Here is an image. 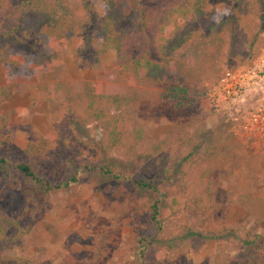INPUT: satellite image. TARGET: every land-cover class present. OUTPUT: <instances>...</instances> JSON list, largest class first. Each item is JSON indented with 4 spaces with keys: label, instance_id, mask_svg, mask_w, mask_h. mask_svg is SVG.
I'll return each mask as SVG.
<instances>
[{
    "label": "rangeland",
    "instance_id": "374dc122",
    "mask_svg": "<svg viewBox=\"0 0 264 264\" xmlns=\"http://www.w3.org/2000/svg\"><path fill=\"white\" fill-rule=\"evenodd\" d=\"M208 1L219 8L221 19L228 13L239 18V26L235 28L229 21L225 32L231 35L236 31L235 52L242 51L244 61L219 55L212 58L209 54L214 50L210 46L206 54L190 57L187 64L191 77L185 80L203 85L221 70L227 73L228 68L248 65L264 42V0ZM94 7L99 15L105 13L100 0ZM13 24L0 16V29ZM86 42L85 35L68 42L61 53L60 72L16 80V92L0 103V126L6 123L11 134L0 153L10 160L29 163L52 180L69 174L70 163L105 157L124 176L159 182L160 192L146 198L135 186L131 189L127 183L102 178L53 190L42 199L23 183L6 188L0 194V210L16 217L19 229L8 230L16 240L5 247L4 254L19 258L20 264H139L137 240L152 231L145 203L150 199L160 202L164 232L174 239L169 247L150 251L145 264H248L252 257L260 259L264 239L253 246L242 242L246 233L248 238L252 233L264 236V217L227 204L225 191L228 182L237 179L243 191L264 199V130H241L237 111L215 115L204 96L197 103L178 107L171 100L158 99L159 91L151 88L148 95L141 92L136 106L131 102L124 108L126 129L142 131L140 139L134 141V150H107L99 122L89 117L78 119L60 105L66 94L61 82H71L73 88L87 80L112 86L121 83L113 75L115 52H97L100 41ZM145 47L148 56L154 57L152 48ZM3 83L0 71V85ZM47 134L54 135L52 145L41 155L26 156L24 145ZM124 138L126 143L132 140L127 134ZM159 158L166 160V179L160 180L154 172L153 162H159ZM205 194L207 198H199ZM171 199L175 204H170ZM181 222H185L186 230L199 231L207 226L213 232L225 228L230 233L222 231L217 239H180L184 228ZM7 264L16 263L9 260Z\"/></svg>",
    "mask_w": 264,
    "mask_h": 264
},
{
    "label": "trees",
    "instance_id": "16d2710c",
    "mask_svg": "<svg viewBox=\"0 0 264 264\" xmlns=\"http://www.w3.org/2000/svg\"><path fill=\"white\" fill-rule=\"evenodd\" d=\"M95 1L0 0V16L14 22L13 26L0 29V71L4 75V83L0 85V103L16 92L17 79L60 72L63 69L61 53L68 42L75 36L85 35L88 44L100 41L97 52H115L113 75L121 83L112 86L97 80H87L80 84L78 90L71 86V82H61L66 94L60 105L78 119L89 117L99 122L107 141L105 149L123 147L125 152H131L134 150V141L140 139L142 131L135 127L126 129L124 108L131 102L136 106L142 91L148 95L152 92L149 90L154 88L159 91L158 99L161 101L168 99L178 107L188 106L197 103L206 88L225 73L221 70L208 85L186 81L185 77H191L187 64L190 57L196 59L206 54L210 46L214 50L209 54L212 58L219 55L235 58L240 63L244 61L242 51L235 52L236 31L231 35L225 32L228 30L227 22L232 21L236 28L239 18L234 19L228 13L221 19L219 8L208 0H100L106 7L103 15L96 11ZM247 20V17L243 18V21ZM145 45L152 48L154 57L148 56ZM222 47H225L223 51ZM232 69L228 68L230 71ZM125 134L132 137L128 143ZM53 138V134H47L39 137L37 142H27L23 152L26 156L41 155L52 145ZM10 139L6 123L1 124L0 152ZM187 158L184 156L185 160ZM159 159V162H153L156 167L154 172L160 180L161 177L166 179L169 172L166 160ZM69 172L61 179L52 180L39 174L29 163L10 160L0 153V194L6 188L23 183L42 199L43 195L53 190L97 178L121 181L131 189L135 186L146 194V198L151 193L160 192L159 182L153 184L143 176H124L105 157L98 161L70 163ZM236 181L232 179L228 182L225 202L239 205L256 217L263 218V197L256 195L253 198ZM207 194L199 198H207ZM175 201L171 199L169 202L175 204ZM145 203L149 209V227L152 231L137 240L139 264H145L144 258L150 251L161 246L169 247L171 239H174L164 232L160 202L146 199ZM181 224L184 228L180 239H217L221 237L222 231L225 235L230 233L225 228L213 232L207 226L199 231H191L186 230L185 222ZM10 228L19 229L16 217L0 210V264H7L9 260L20 264L19 258L4 254L5 247L16 240L15 236L8 235ZM258 239H264V236L252 233L248 238L246 233L242 244L253 246ZM260 255H263L260 259L252 257L248 264H262L264 251Z\"/></svg>",
    "mask_w": 264,
    "mask_h": 264
},
{
    "label": "built area",
    "instance_id": "2783aa9c",
    "mask_svg": "<svg viewBox=\"0 0 264 264\" xmlns=\"http://www.w3.org/2000/svg\"><path fill=\"white\" fill-rule=\"evenodd\" d=\"M203 96L215 115L237 111L241 130H264V42L249 65L223 74Z\"/></svg>",
    "mask_w": 264,
    "mask_h": 264
}]
</instances>
